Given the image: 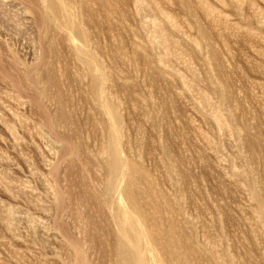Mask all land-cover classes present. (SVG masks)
Segmentation results:
<instances>
[{"label":"rangeland","instance_id":"1","mask_svg":"<svg viewBox=\"0 0 264 264\" xmlns=\"http://www.w3.org/2000/svg\"><path fill=\"white\" fill-rule=\"evenodd\" d=\"M0 264H264V0H0Z\"/></svg>","mask_w":264,"mask_h":264}]
</instances>
